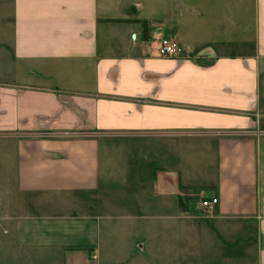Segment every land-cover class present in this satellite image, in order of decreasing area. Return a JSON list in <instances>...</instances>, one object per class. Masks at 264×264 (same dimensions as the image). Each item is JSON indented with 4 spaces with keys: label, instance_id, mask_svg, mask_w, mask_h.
Here are the masks:
<instances>
[{
    "label": "crops",
    "instance_id": "crops-1",
    "mask_svg": "<svg viewBox=\"0 0 264 264\" xmlns=\"http://www.w3.org/2000/svg\"><path fill=\"white\" fill-rule=\"evenodd\" d=\"M6 164L0 264H264V0H0Z\"/></svg>",
    "mask_w": 264,
    "mask_h": 264
},
{
    "label": "built area",
    "instance_id": "built-area-1",
    "mask_svg": "<svg viewBox=\"0 0 264 264\" xmlns=\"http://www.w3.org/2000/svg\"><path fill=\"white\" fill-rule=\"evenodd\" d=\"M130 38L134 41L136 34H131ZM188 51L189 46L180 45L177 41L170 38L161 39L157 47V55L161 58H178ZM199 204L207 209H212L217 204V199L202 200ZM91 258L94 259L95 255H92Z\"/></svg>",
    "mask_w": 264,
    "mask_h": 264
},
{
    "label": "rangeland",
    "instance_id": "rangeland-1",
    "mask_svg": "<svg viewBox=\"0 0 264 264\" xmlns=\"http://www.w3.org/2000/svg\"><path fill=\"white\" fill-rule=\"evenodd\" d=\"M158 22H154L153 24L155 25V24H157ZM156 26V25H155ZM22 72V71H21ZM22 76V75H21ZM10 163V162H9ZM0 171L2 172V173H0V179L2 180H6V181H4V182H1L0 181V187H1V184L3 185V184H6V183H9V184H12V182H13V179H14V177H15V175H14V173H13V170H12V167H10V165L8 164H6V165H3V166H0ZM1 237H2V239H4V238H6L5 236H3L2 235V230H0V239H1ZM3 251H4V249L3 248H1L0 247V253L1 254H3Z\"/></svg>",
    "mask_w": 264,
    "mask_h": 264
},
{
    "label": "trees",
    "instance_id": "trees-1",
    "mask_svg": "<svg viewBox=\"0 0 264 264\" xmlns=\"http://www.w3.org/2000/svg\"><path fill=\"white\" fill-rule=\"evenodd\" d=\"M140 25L142 28V34L147 35L149 33V25L146 21H140Z\"/></svg>",
    "mask_w": 264,
    "mask_h": 264
}]
</instances>
